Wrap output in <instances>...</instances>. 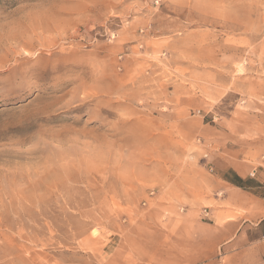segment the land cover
<instances>
[{
	"label": "rangeland",
	"instance_id": "obj_1",
	"mask_svg": "<svg viewBox=\"0 0 264 264\" xmlns=\"http://www.w3.org/2000/svg\"><path fill=\"white\" fill-rule=\"evenodd\" d=\"M237 162L264 0H0V264H174Z\"/></svg>",
	"mask_w": 264,
	"mask_h": 264
},
{
	"label": "crops",
	"instance_id": "obj_2",
	"mask_svg": "<svg viewBox=\"0 0 264 264\" xmlns=\"http://www.w3.org/2000/svg\"><path fill=\"white\" fill-rule=\"evenodd\" d=\"M218 178L219 207L169 242L174 264H264V163L237 162ZM173 248V249H174Z\"/></svg>",
	"mask_w": 264,
	"mask_h": 264
},
{
	"label": "bare ground",
	"instance_id": "obj_3",
	"mask_svg": "<svg viewBox=\"0 0 264 264\" xmlns=\"http://www.w3.org/2000/svg\"><path fill=\"white\" fill-rule=\"evenodd\" d=\"M97 80V79H96Z\"/></svg>",
	"mask_w": 264,
	"mask_h": 264
}]
</instances>
